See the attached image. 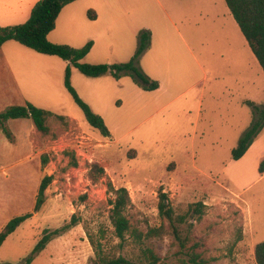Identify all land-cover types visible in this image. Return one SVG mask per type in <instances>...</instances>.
Wrapping results in <instances>:
<instances>
[{"label":"rangeland","instance_id":"374dc122","mask_svg":"<svg viewBox=\"0 0 264 264\" xmlns=\"http://www.w3.org/2000/svg\"><path fill=\"white\" fill-rule=\"evenodd\" d=\"M161 1L187 42L171 30L168 49L160 53L163 63L171 64L173 77L179 74L185 88L197 84L141 122L144 112L137 109L143 99L139 103L123 86L113 95L115 88L103 82L87 90L75 77V87L88 101L83 100L105 115L109 136L87 122L63 81L59 86L41 80L44 72L38 65L59 66L63 59L16 41L3 50L0 112L32 103L71 118L50 115L47 135L37 131L30 118L6 122L12 138L0 128V230L13 216L33 213L1 245L0 264H21L46 232L66 225L71 227L54 237L32 264H93L95 245L138 264H148L143 250L148 247L162 263L179 264L196 242L212 264H257L255 248L264 241V175L259 172L264 130L242 158L232 159V150L252 122L249 101L264 104L263 69L225 0ZM131 15L139 32L151 27L152 53L159 54L168 24L165 11L150 0ZM138 33L125 28L122 47L134 44ZM48 56L55 61L44 59ZM5 57L12 72L4 70ZM45 176L52 181L37 210ZM113 187L129 191L125 214L133 229L146 235L150 228L164 226L162 237L139 241L131 231L125 239L117 236L111 220ZM161 193L167 194L175 216H186L176 222L181 239L160 213ZM200 203L204 205L198 219L193 210Z\"/></svg>","mask_w":264,"mask_h":264},{"label":"trees","instance_id":"16d2710c","mask_svg":"<svg viewBox=\"0 0 264 264\" xmlns=\"http://www.w3.org/2000/svg\"><path fill=\"white\" fill-rule=\"evenodd\" d=\"M76 0H39L33 7L29 19L23 23L9 26L0 24V49L3 44L9 40H15L22 45L31 48L39 53L56 55L64 60L71 62L65 71L64 83L67 90L71 93L76 104L81 108L87 122L99 130L104 136L110 135V129L105 119L96 113L91 106L83 100L72 84L71 66L76 67L81 73L89 77H99L107 73H111L116 79H120L123 75L131 76L143 89L155 90L159 88V82L148 77L136 64L138 58L149 48L151 43V33L145 29L139 34V46L133 58L124 63H99L92 64L84 62L83 59L90 52L93 41H89L82 47H73L67 44H59L51 42L48 38L49 33L55 28L57 18L63 7ZM226 4L237 22L242 34L247 40L254 55L258 59L264 72V0H225ZM89 16L95 18L96 14L93 10L89 11ZM252 108V122L248 129L244 132L239 140L238 146L232 150V159L238 160L242 158L249 150L254 141L264 130V104L258 106L254 102L249 101ZM53 112L50 110L35 106L32 103L26 105H11L0 112V128L7 137L12 138V132L7 128L6 122L10 119L30 118L32 119L36 129L42 134H49L50 127L48 125V117ZM60 118L64 116L58 115ZM48 161L47 157L43 158V163ZM99 172H104L105 167L96 165ZM259 172L264 175V158L259 163ZM52 181V176H45L39 186L35 208L38 210L45 202V191ZM115 197L111 200V220L115 226L118 237L125 239L128 231L135 234L140 241L143 237H162L166 232L164 226L159 228H150L146 235L137 229H133L132 224L125 214V210L131 202L129 191L126 187L114 188ZM168 196L165 193L160 194L159 208L160 213L170 221L171 227L177 239H181L179 226L176 224L184 222L186 216H175L174 209L167 202ZM197 208L193 211L198 214V219L202 218L203 203L197 204ZM32 212L19 214L10 218L0 230V247L7 237L14 233L16 229L32 217ZM71 226L66 225L63 228L46 232L35 246L33 253L21 264H32L35 257L41 254L47 247L48 243L54 238L69 229ZM94 243V241H93ZM184 245V242L182 241ZM199 242L194 243L188 250V258L179 261V264H212L211 260L197 250ZM186 247V245L184 246ZM96 257L93 264H138L132 259L123 255L110 256L105 253L101 245H95ZM148 264H165L161 262L154 249L144 248ZM255 257L257 264H264V241L258 243L255 248Z\"/></svg>","mask_w":264,"mask_h":264},{"label":"crops","instance_id":"0c3cea01","mask_svg":"<svg viewBox=\"0 0 264 264\" xmlns=\"http://www.w3.org/2000/svg\"><path fill=\"white\" fill-rule=\"evenodd\" d=\"M38 1L39 0H0V24L2 26H9L27 21L31 15L34 5ZM149 2L150 0H143L141 3H134L133 0L73 1L63 7L57 18L56 26L49 33L48 38L51 42L67 44L77 48L84 46L89 41H93V46L90 52L83 59L84 62L92 64H113L128 62L133 58L137 51L140 34V27L137 28V26L133 25V22H130L133 20L131 14L134 10L140 9V6L144 7ZM155 2L163 9V11H165V18L167 20L166 23H168L164 29L165 31L163 30L164 32L162 33L161 44L159 50L157 51L159 54L156 52L154 54L152 53L154 49V37L153 32H151L150 46L138 58L136 64L148 77L159 82L158 89L145 90L129 75H123L120 79H116L111 73H107L99 77H89L82 73L84 75V77H82L78 74L79 72H77L79 70L76 67L71 66V80L74 87L76 86L74 84V79L76 77L84 84L87 90H94L98 88L100 82H103L105 85L108 84L115 88L112 91L113 95L114 92L117 91L118 87L120 88V86H123L125 90H129V95H132L133 98L140 99L139 103L141 102V99H143V104L140 106L138 105L139 107L137 109V112H144L143 120L141 122L151 118L155 114L165 109L188 89L197 84V82H194L185 88V85L180 81L181 77L179 74L178 77H173V72L175 71H173L171 64L163 63L164 57L160 53H162L165 48L168 49L167 46L170 41L171 30H173L177 38H180L183 42H185V45L187 42L185 41L183 33L180 31L174 19L165 10L162 1L155 0ZM90 8L96 9L97 13L95 12V18L89 17L88 13ZM149 27L150 26L147 25L145 29L149 31L152 30L151 27ZM125 28L131 32V34L133 33L137 35L139 32L138 40L135 39V43L133 44L132 41L131 46H127L126 48L122 47L123 31ZM163 39L165 40L164 43ZM13 41L15 40H9L3 44L0 49V57L2 56L4 49L7 51L9 48H13ZM44 59H50L53 62L55 61L54 57ZM4 60V70L7 72L8 69L10 70V67L8 61H6V57ZM68 65H71V62L64 59L61 63L59 62V66L54 64L38 65L39 67H43L41 70H39L44 72V75H40L41 80H45L46 82H49L50 80L51 83L54 82L57 85L62 84V81L64 82L65 71ZM10 71L12 72V70ZM119 90L120 89H118V91ZM118 91L116 94H118ZM10 93L13 94L14 92ZM78 93L81 95L79 91ZM81 97L85 99L82 95ZM98 97L99 98L97 101H100V96L98 95ZM85 100L88 101L87 99ZM110 103H113L112 99L110 100ZM90 106L96 113L100 114L102 117H105V115L102 113V110L96 109L92 107V105ZM53 114L55 113L53 112ZM55 115L71 118L65 114ZM257 143L258 139L254 141L251 147ZM262 158L263 157H261V159Z\"/></svg>","mask_w":264,"mask_h":264}]
</instances>
